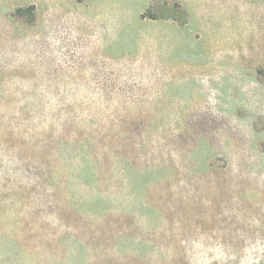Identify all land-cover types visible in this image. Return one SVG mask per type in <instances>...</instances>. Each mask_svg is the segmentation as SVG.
<instances>
[{"label":"rangeland","instance_id":"rangeland-1","mask_svg":"<svg viewBox=\"0 0 264 264\" xmlns=\"http://www.w3.org/2000/svg\"><path fill=\"white\" fill-rule=\"evenodd\" d=\"M0 264H264V0H0Z\"/></svg>","mask_w":264,"mask_h":264}]
</instances>
